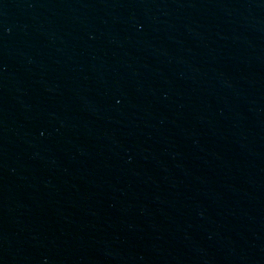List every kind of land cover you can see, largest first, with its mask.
I'll use <instances>...</instances> for the list:
<instances>
[{
    "label": "water",
    "instance_id": "water-1",
    "mask_svg": "<svg viewBox=\"0 0 264 264\" xmlns=\"http://www.w3.org/2000/svg\"><path fill=\"white\" fill-rule=\"evenodd\" d=\"M0 264H264V0H0Z\"/></svg>",
    "mask_w": 264,
    "mask_h": 264
}]
</instances>
